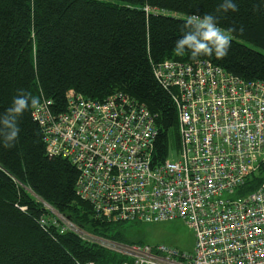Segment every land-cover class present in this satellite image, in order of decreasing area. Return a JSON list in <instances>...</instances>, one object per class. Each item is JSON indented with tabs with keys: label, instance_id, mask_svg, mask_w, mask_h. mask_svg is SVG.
Masks as SVG:
<instances>
[{
	"label": "trees",
	"instance_id": "1",
	"mask_svg": "<svg viewBox=\"0 0 264 264\" xmlns=\"http://www.w3.org/2000/svg\"><path fill=\"white\" fill-rule=\"evenodd\" d=\"M221 2L0 0V114L20 89L52 101L55 114L65 109L69 91L96 102L121 92L155 116L152 166L160 165L169 160L171 148L178 153L179 121L171 94L155 80L153 66L198 63L187 54L172 55L187 15L215 14L220 27L235 29L227 58L213 55L199 62L244 84L264 85V0H236L235 13H218ZM33 110L19 118L15 147H0V264H133L132 257L73 230L60 233L63 222L44 204L94 238L147 246L128 236L125 225L136 223L93 219L90 206L76 196L75 169L66 159L46 156ZM263 174L259 169L251 175L241 192L255 190Z\"/></svg>",
	"mask_w": 264,
	"mask_h": 264
},
{
	"label": "built area",
	"instance_id": "2",
	"mask_svg": "<svg viewBox=\"0 0 264 264\" xmlns=\"http://www.w3.org/2000/svg\"><path fill=\"white\" fill-rule=\"evenodd\" d=\"M153 76L177 109L175 161L152 166L155 116L121 92L96 102L69 91L58 114L42 100L31 115L46 156L75 169L76 196L93 219H178L192 231V254L113 245L133 264H264V181L241 192L264 169V85L244 84L204 61H165L153 66ZM63 225L60 233L71 230Z\"/></svg>",
	"mask_w": 264,
	"mask_h": 264
},
{
	"label": "clouds",
	"instance_id": "3",
	"mask_svg": "<svg viewBox=\"0 0 264 264\" xmlns=\"http://www.w3.org/2000/svg\"><path fill=\"white\" fill-rule=\"evenodd\" d=\"M236 0H222L217 12H237ZM233 28H222L219 26L215 14L200 15L190 14L185 17L181 36L175 40L172 55L184 57L186 54L194 62H199L201 57L215 56L217 59H225L234 40ZM243 31V29H241ZM41 106L40 98L33 96L23 89L17 91L12 98L11 106L0 114V147L12 149L15 147L19 136V118L31 109Z\"/></svg>",
	"mask_w": 264,
	"mask_h": 264
},
{
	"label": "rangeland",
	"instance_id": "4",
	"mask_svg": "<svg viewBox=\"0 0 264 264\" xmlns=\"http://www.w3.org/2000/svg\"><path fill=\"white\" fill-rule=\"evenodd\" d=\"M168 159L172 161L177 159L176 148L170 149ZM238 196H240V194L236 193L235 197ZM50 211L51 213H53L54 216H56L52 208L50 209ZM57 218L62 220V222L65 225H67V227L68 225L70 227L73 226L64 218L59 216ZM50 219H51L50 222L55 221V218H50ZM125 226L128 229V236L135 238L134 240H140L144 245L150 247H165L186 254H192L193 252L194 237L192 231L181 220L177 219V220L164 222V223H157V224H134V225L126 224ZM75 229L79 231V233L82 236L89 235L88 233L78 230L77 228ZM86 240L89 241L92 240L94 243L99 244L103 248L106 247V249L110 251L123 254L121 250H114L113 245L106 243V241L102 242V240L94 237H92V239H86ZM100 242H102V244Z\"/></svg>",
	"mask_w": 264,
	"mask_h": 264
},
{
	"label": "water",
	"instance_id": "5",
	"mask_svg": "<svg viewBox=\"0 0 264 264\" xmlns=\"http://www.w3.org/2000/svg\"><path fill=\"white\" fill-rule=\"evenodd\" d=\"M46 207H48L49 209H51L49 206H47L46 204H44ZM54 211V210H53ZM54 213H55V215L58 217L59 215L54 211ZM60 217V216H59ZM71 228V230H73V231H75L76 233H78L80 236H82L80 233H79V231H77L73 226H71L70 227ZM82 237H84V238H86V239H92V237L91 236H89V235H84V236H82ZM93 240H95V239H93ZM97 241V240H96ZM98 241H100V240H98ZM102 242H105V241H103L102 240ZM102 242H100L101 244H102ZM106 243H108V244H111V245H114V246H117V247H125V248H129V246H123V245H118V244H115V243H109V242H106Z\"/></svg>",
	"mask_w": 264,
	"mask_h": 264
},
{
	"label": "bare ground",
	"instance_id": "6",
	"mask_svg": "<svg viewBox=\"0 0 264 264\" xmlns=\"http://www.w3.org/2000/svg\"><path fill=\"white\" fill-rule=\"evenodd\" d=\"M151 59H152V58H151ZM154 62H155V61H154ZM160 62H161V61H160ZM160 62H159V63H160ZM152 63H153V62H152ZM157 63H158V62H157ZM151 73H152V72H151ZM151 76H152V75H151ZM51 102H52V101H51ZM63 103H64V102H63ZM64 108H65V107H64ZM32 110H33V109H32ZM63 111H64V110H63ZM53 112H54V110H53ZM38 129H39V128H38Z\"/></svg>",
	"mask_w": 264,
	"mask_h": 264
}]
</instances>
